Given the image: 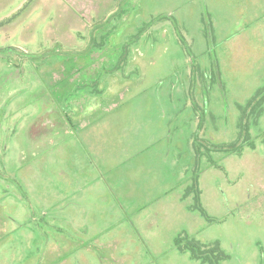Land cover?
I'll return each mask as SVG.
<instances>
[{
  "label": "rangeland",
  "instance_id": "obj_1",
  "mask_svg": "<svg viewBox=\"0 0 264 264\" xmlns=\"http://www.w3.org/2000/svg\"><path fill=\"white\" fill-rule=\"evenodd\" d=\"M0 264H264V0H0Z\"/></svg>",
  "mask_w": 264,
  "mask_h": 264
},
{
  "label": "trees",
  "instance_id": "obj_2",
  "mask_svg": "<svg viewBox=\"0 0 264 264\" xmlns=\"http://www.w3.org/2000/svg\"><path fill=\"white\" fill-rule=\"evenodd\" d=\"M259 93H260V91H257V93L252 97V99L248 101V104L245 107H240L241 112H242L241 117H240L241 123H243L242 120H243V114L245 112V109L250 107L254 100L255 101L258 100L256 95H258ZM261 100H262V98H260L258 101L255 102L258 105H256V106L253 105V110H255L258 106L260 108ZM242 125H244V127H245V123ZM199 209L203 212L202 207H199ZM177 240H178L177 243L178 242L180 243L181 238L178 237ZM191 244H192V246L190 247V249L193 251L192 252L193 255L195 257L201 258L202 260H206L209 256V254L214 255V256H220V253L218 251V246L216 244H213L212 246L206 247L204 244L200 243L199 241H197L195 239L191 240ZM178 247L182 248L181 245H178Z\"/></svg>",
  "mask_w": 264,
  "mask_h": 264
}]
</instances>
